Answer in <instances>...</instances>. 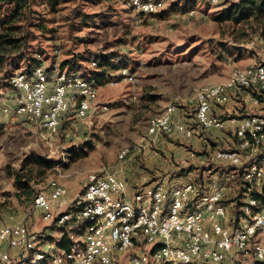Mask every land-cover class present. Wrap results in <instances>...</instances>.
Listing matches in <instances>:
<instances>
[{"label":"built area","instance_id":"built-area-1","mask_svg":"<svg viewBox=\"0 0 264 264\" xmlns=\"http://www.w3.org/2000/svg\"><path fill=\"white\" fill-rule=\"evenodd\" d=\"M130 6L145 14L165 8L141 0ZM134 77L122 65L108 83ZM9 81L12 92L0 91V123L22 118L51 133L58 132L72 108L75 118L85 119L98 96V78L78 70H48L45 64L15 71ZM237 92L246 95V113L224 119L235 111ZM195 99L196 126L192 117H178L176 104H168L149 118L146 136L122 147L118 159L143 154L164 134L196 136L210 146L206 132L217 136L229 121L237 139L230 135L228 147L200 154L201 145L182 159L184 166L198 159L217 166L204 171L203 184L182 178L153 180L130 195L127 179L102 166L88 170L83 191L70 197L68 187L54 180L48 192L36 194L32 208L44 220L70 229L71 244L44 247L42 233L25 221H10L0 226V242L17 249L21 261L0 251V264H120L119 255L137 247L123 264H264V65H236L225 81L202 85ZM223 177L237 182L241 202L227 197ZM64 205L66 209L55 212Z\"/></svg>","mask_w":264,"mask_h":264},{"label":"rangeland","instance_id":"rangeland-1","mask_svg":"<svg viewBox=\"0 0 264 264\" xmlns=\"http://www.w3.org/2000/svg\"><path fill=\"white\" fill-rule=\"evenodd\" d=\"M33 1V9L47 19V30L35 31L38 38L31 40L29 52L30 56L40 54L48 70H78L90 74L95 69L92 62L99 53L108 55L110 63L114 64L108 66L106 78L98 79V96L85 119L75 118L72 108V112L63 117L57 133L22 118L0 123V226L21 220L24 214L32 217L36 194L48 192L54 180L72 189L74 194L83 191L88 170L102 166L115 171L125 168L128 160L118 159L120 149L135 145L146 136L152 115L168 104H176L178 117L190 115L194 121L196 92L202 85L225 81L236 65H252L248 63L253 60L264 63V42L252 36L253 32L251 42L243 43L235 53L224 46L232 44L230 21L221 22L214 17L224 7L240 0H167L166 10L158 15L136 11L130 6L133 5L130 0H62L55 7L47 0ZM7 9L4 7L3 13H8ZM80 10L96 15L85 18ZM68 53L74 54L76 65L64 64L61 68ZM25 61L17 67L9 64L6 75L0 72V91L12 92L10 76L18 70L29 71ZM119 62L129 65L135 79L109 84L108 80L116 76ZM104 104L107 109H103ZM243 104L246 106L245 101H239V112L246 113ZM224 131L214 135L218 147H228L222 140ZM177 136L164 134L162 137L173 141L175 146L186 145L187 151L200 149L198 138L193 146L184 137ZM148 148L165 154L166 148L158 147L155 142ZM39 156L53 161V165L35 163L34 159ZM171 157L175 168L172 173L190 166L196 168V173H203L204 165L208 174L209 168L214 167L210 160L198 159L184 166L183 157ZM229 169L233 170L231 166ZM19 176L22 180L31 179L29 186L24 187L26 190L21 183L16 184ZM146 176L149 181H158L165 175L151 172ZM222 183L228 198L234 191L240 192L234 179L223 177ZM66 208L67 205L57 207L55 212ZM27 222L44 235L41 245L57 246L61 231L54 221H46L37 213V221ZM138 250L140 247L123 251L119 255L120 264L125 262L129 252ZM13 260L20 262L17 257Z\"/></svg>","mask_w":264,"mask_h":264},{"label":"trees","instance_id":"trees-1","mask_svg":"<svg viewBox=\"0 0 264 264\" xmlns=\"http://www.w3.org/2000/svg\"><path fill=\"white\" fill-rule=\"evenodd\" d=\"M47 1L52 7H55V5L59 4L62 0ZM33 6V0H0V72L2 75L7 74V68L9 64L15 65V67H17L18 63H20L22 60H26L25 62L28 67L27 69L30 71L36 64L42 62L41 55L39 54L40 57L38 55L37 57L36 54L35 56H30L29 49L32 47L31 40L38 38L35 34V31L37 30L38 32H44L47 30V19L41 15H38L37 11L33 9ZM4 7L8 8V13H3ZM166 8L167 7L159 11L149 13L150 15H158L165 11ZM80 14L85 18H94L96 15L95 13H86L81 10ZM214 18L221 22L228 20L230 21L228 26L232 27L233 30L231 31L232 44L229 46H224L231 53H235L237 50H240V47L243 46V43L251 42V37L254 35L259 38V40L264 42V0H240L239 2H233L230 5L224 7L217 15H215ZM251 32H253V34ZM72 55L74 54L68 53V57L62 61L61 68H63L62 65L64 64L69 66L76 65L77 59L72 57ZM116 58L118 59V57ZM95 60L97 61V66L94 67L95 69L90 71L91 76L98 79L101 77L106 78L107 75H109L108 66L114 63H110L111 59L108 58V55L102 53L95 55ZM122 65L127 64L119 62L116 68L118 69ZM86 73L89 74V72ZM229 116L230 115H223V118L227 119ZM237 116L239 118L243 115L238 114ZM188 117H190V115H188ZM193 124L195 123L193 122ZM227 133L235 140L237 139V137L233 135L232 130H228ZM206 134L208 136L210 146H208V143L201 142L202 147L201 150L198 151L200 154H210L213 148L218 146V140L216 137L212 136V133L209 131H207ZM34 161L37 164L48 167L53 165V161L45 159L42 156L36 157ZM202 166L203 167H201V170L203 169L204 173L207 167H204V165ZM192 167L193 166L183 167L171 173L168 181L182 178L185 180H193L195 182L197 181L198 183L203 184L202 171L193 175L189 174V172L195 168ZM30 180V178L27 180H22L21 176L15 179L16 184L17 182L22 184V188L29 186L28 184H30ZM159 180L163 181L167 179L161 178ZM23 190L26 189L24 188ZM239 191L240 192L235 194L233 193L232 196H230L231 199H236L241 202L243 192L241 188ZM19 196L21 197V194H19ZM59 228L61 231V236L57 241V245L59 247L67 248L72 242L70 239V229L65 226Z\"/></svg>","mask_w":264,"mask_h":264},{"label":"crops","instance_id":"crops-1","mask_svg":"<svg viewBox=\"0 0 264 264\" xmlns=\"http://www.w3.org/2000/svg\"><path fill=\"white\" fill-rule=\"evenodd\" d=\"M260 61L261 60H259V61L253 60L252 63H248V64L254 65L255 63L257 64ZM43 62L44 61H42V63ZM233 94H235L234 100H236V103L234 101L232 106L235 109V111L233 113H231L230 116L238 117L237 116L238 114L244 115L245 113L239 112V109L241 110V107H238V103H239V101L242 103L245 101V104H247V101L245 99L246 98L245 93L244 92H237V93H233ZM242 106H244V109L246 110L245 105L243 104ZM239 118H241V116ZM233 125L234 124L230 123L229 121L226 122V130L224 131L225 134L222 135V140L224 142H227L229 140L230 135L227 133V131L232 130ZM174 134H177V133H174ZM221 134H222V132H221ZM177 135H178L177 137H184V136L179 135V134H177ZM162 136H158L156 138L155 143L157 144L158 147L160 145H162V147L166 148V149H164L165 154H160L159 152H156V151L151 150L150 148L146 147L144 149V153H143L144 155H132L131 157H129L127 159L128 161L126 163L125 168H121V169L116 170V172L118 173L119 176L127 179V181H128V193H130V195H132V193L141 185L151 183V181H149L150 178L147 180V176H146L147 174H149L151 172L154 175L155 174H158V175L163 174L165 176H163L161 178L168 180L170 178V174L172 173V171L175 170V168L172 167L173 162H172L171 156L176 155V156H180V157H185L187 155L188 151L186 150V147H187L186 145L180 144V147H183V149H180L179 146H177V145H176L177 147L175 146V143L173 141L166 140ZM184 139L186 140V142L192 143L193 146H196V137H193V138L184 137ZM175 150H178L179 152L175 151ZM124 162H126V160ZM195 170H196V168L191 170L189 172V174L190 175L195 174L196 173ZM179 180H181V178H179ZM70 191H71L70 197H72L73 195L76 194V193L73 194L72 189ZM37 213L41 214V212L38 210H34V212L32 213V217H31V215H30V217H27L28 214H24L23 215L24 218H21V221L22 220L25 222L37 221ZM0 251H8L13 258L17 257V260L19 259V261H21V255L17 249L11 248V247H9L5 244H2L0 242ZM14 261H16V260H14Z\"/></svg>","mask_w":264,"mask_h":264},{"label":"bare ground","instance_id":"bare-ground-1","mask_svg":"<svg viewBox=\"0 0 264 264\" xmlns=\"http://www.w3.org/2000/svg\"><path fill=\"white\" fill-rule=\"evenodd\" d=\"M142 4L144 5H157L158 3H160V7H164V5L166 4L167 0H141ZM130 2L133 4V0H130ZM162 8H159L158 10H160ZM149 12H156V11H149ZM93 64H96V61L92 62ZM36 65H43V63H38ZM254 65H264V63H257Z\"/></svg>","mask_w":264,"mask_h":264}]
</instances>
